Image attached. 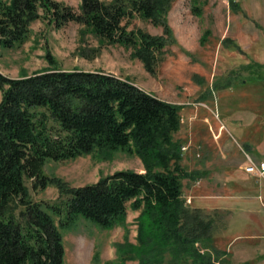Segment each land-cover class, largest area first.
<instances>
[{
	"label": "trees",
	"instance_id": "obj_1",
	"mask_svg": "<svg viewBox=\"0 0 264 264\" xmlns=\"http://www.w3.org/2000/svg\"><path fill=\"white\" fill-rule=\"evenodd\" d=\"M173 1L81 0L77 11L61 0H0V42L22 44L31 22L41 17L57 28L74 20L85 25L83 34L89 30L101 41L132 47L133 55L156 73L174 38L167 16ZM205 1L193 0V9L202 12ZM230 2L239 8L237 0ZM136 15L162 25L164 32L128 28ZM46 56L57 62L49 49ZM0 90V264H64L63 227L79 216L102 227L123 223L129 202L141 209L138 244L119 243V259L107 264L227 261V251L214 242V216L183 197V178L196 179L203 171L182 163V143L175 138L182 104L104 69L55 64L20 77L0 70ZM118 148L139 154L145 171L118 169L77 186L44 172L49 159ZM27 177L34 188L57 185L62 198L32 199ZM134 258L138 261L128 263Z\"/></svg>",
	"mask_w": 264,
	"mask_h": 264
},
{
	"label": "rangeland",
	"instance_id": "obj_2",
	"mask_svg": "<svg viewBox=\"0 0 264 264\" xmlns=\"http://www.w3.org/2000/svg\"><path fill=\"white\" fill-rule=\"evenodd\" d=\"M61 1L80 10L81 0ZM237 1L239 8L233 9L230 0H206L198 13L193 0H174L167 15L174 38L166 44L156 73L133 55L132 47L101 41L89 30L83 34L85 25L80 22L72 20L57 28L45 17L31 22L29 37L22 44L10 47L0 42V70L20 77L53 64L104 69L182 104L181 126L175 133L182 143V163L188 170L203 171L196 179L183 178L186 203L214 216V242L227 251V261L220 264H244L250 258L263 264L258 243L241 237L262 235L259 225L264 222V181L243 168L248 155L264 158V78L260 77H264V66L256 64H264V0ZM128 24V28L142 27L154 34L164 32L162 25L140 15ZM226 36L241 49L233 40L223 41ZM47 49L56 63L47 59ZM126 168L145 171L144 160L134 151L118 148L49 159L44 172L77 186ZM32 181L26 178L32 199L62 198L57 185L34 188ZM140 214L141 209L129 202L125 221L112 227L79 216L74 224L62 228L64 264L118 260L119 243L138 244ZM261 239L264 241V233ZM137 261L129 259L128 263Z\"/></svg>",
	"mask_w": 264,
	"mask_h": 264
},
{
	"label": "built area",
	"instance_id": "obj_3",
	"mask_svg": "<svg viewBox=\"0 0 264 264\" xmlns=\"http://www.w3.org/2000/svg\"><path fill=\"white\" fill-rule=\"evenodd\" d=\"M244 170L251 175L257 176V179L264 181V158L254 159L248 155V161L243 164Z\"/></svg>",
	"mask_w": 264,
	"mask_h": 264
},
{
	"label": "crops",
	"instance_id": "obj_4",
	"mask_svg": "<svg viewBox=\"0 0 264 264\" xmlns=\"http://www.w3.org/2000/svg\"><path fill=\"white\" fill-rule=\"evenodd\" d=\"M258 228V227H257ZM262 228V229H261ZM259 229H261L260 231L262 232V235L258 234V235H252L250 237V235H246L244 234V236H248V237H241V238H246V240H249V238H251V240H253L254 243H258V252H259V255H264V250L261 248V246H263V239L262 236H263V231H264V222L263 221H260V225H259ZM248 238V239H247ZM257 257V256H256ZM244 264H259V260L257 258H250L246 261H244ZM264 264V263H263Z\"/></svg>",
	"mask_w": 264,
	"mask_h": 264
}]
</instances>
